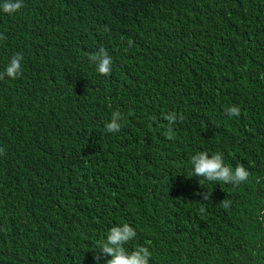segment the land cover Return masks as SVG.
I'll return each mask as SVG.
<instances>
[{
  "label": "trees",
  "instance_id": "trees-1",
  "mask_svg": "<svg viewBox=\"0 0 264 264\" xmlns=\"http://www.w3.org/2000/svg\"><path fill=\"white\" fill-rule=\"evenodd\" d=\"M0 264H264V0H0Z\"/></svg>",
  "mask_w": 264,
  "mask_h": 264
},
{
  "label": "clouds",
  "instance_id": "clouds-1",
  "mask_svg": "<svg viewBox=\"0 0 264 264\" xmlns=\"http://www.w3.org/2000/svg\"><path fill=\"white\" fill-rule=\"evenodd\" d=\"M14 61H15V60H14ZM14 61H13V62H14ZM226 165H227V166H230V167H240V166H244V165L241 164V163H240V164H235V165H232V164L229 163V164H226Z\"/></svg>",
  "mask_w": 264,
  "mask_h": 264
}]
</instances>
